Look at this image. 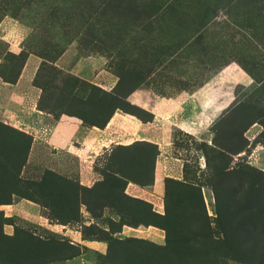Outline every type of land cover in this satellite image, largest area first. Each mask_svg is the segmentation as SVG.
Masks as SVG:
<instances>
[{"label": "rangeland", "instance_id": "1", "mask_svg": "<svg viewBox=\"0 0 264 264\" xmlns=\"http://www.w3.org/2000/svg\"><path fill=\"white\" fill-rule=\"evenodd\" d=\"M228 65L250 83L229 84L206 139L172 131L181 163L156 187L158 146L108 123L140 127L132 94ZM0 112V205L40 216H12L0 264H264V0H0ZM61 117L104 133L50 147Z\"/></svg>", "mask_w": 264, "mask_h": 264}, {"label": "crops", "instance_id": "2", "mask_svg": "<svg viewBox=\"0 0 264 264\" xmlns=\"http://www.w3.org/2000/svg\"><path fill=\"white\" fill-rule=\"evenodd\" d=\"M248 85L250 78L236 65H228L221 72V80L218 84H203L192 90H166L167 95L155 94L151 90H141L131 95V99H138L141 106L151 114V121L143 123L140 127L118 114L112 117L106 129H116L119 124L124 126L127 134L139 136L144 141H153L159 148V156L156 160L155 186L158 187L159 178L165 166L176 168L180 165L177 156L172 155L176 150L170 140L172 131H180L182 135L190 139H206V128L212 118L226 108L229 101L230 83ZM214 84V85H213ZM10 90V89H9ZM13 97V96H12ZM14 107V103H11ZM186 111L187 119L178 118L179 111ZM179 115V114H178ZM0 112V117L6 118ZM8 120V119H7ZM16 119H14V122ZM160 126V127H159ZM176 126V127H175ZM169 127H174L168 132ZM54 133H51V132ZM48 133L46 143L50 147L64 149L69 144L76 143L82 153L93 149L94 141L104 133L97 129H88L80 125L75 118L61 117L55 128ZM76 141V142H75ZM179 154V153H178ZM203 164V163H201ZM176 174V169L171 170ZM17 216L32 223L40 222L38 207L28 201L21 200L11 204L0 205V233L3 236H13L14 227L9 220Z\"/></svg>", "mask_w": 264, "mask_h": 264}, {"label": "trees", "instance_id": "3", "mask_svg": "<svg viewBox=\"0 0 264 264\" xmlns=\"http://www.w3.org/2000/svg\"><path fill=\"white\" fill-rule=\"evenodd\" d=\"M81 120H82V118H81ZM83 121V120H82ZM90 126H94V125H90ZM0 235L2 236V234L0 233Z\"/></svg>", "mask_w": 264, "mask_h": 264}]
</instances>
